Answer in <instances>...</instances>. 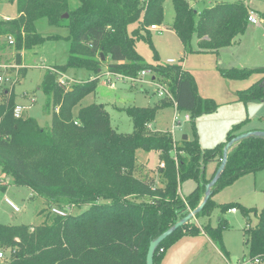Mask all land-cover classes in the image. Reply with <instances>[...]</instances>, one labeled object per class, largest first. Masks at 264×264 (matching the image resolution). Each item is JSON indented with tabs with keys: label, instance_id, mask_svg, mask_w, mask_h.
I'll return each instance as SVG.
<instances>
[{
	"label": "trees",
	"instance_id": "16d2710c",
	"mask_svg": "<svg viewBox=\"0 0 264 264\" xmlns=\"http://www.w3.org/2000/svg\"><path fill=\"white\" fill-rule=\"evenodd\" d=\"M15 3L16 16L0 17V57L9 46L13 63L20 65L23 51L47 38L35 22L46 19L54 26L66 27L69 50L64 64L54 66L95 73L77 80L68 88L60 87L56 75L46 71L39 88L45 95V111L51 112L48 127L34 117H15L13 84H0V169L16 185H25L47 204L42 223L1 224L0 264H146L150 240L194 210L202 200L205 185L221 163L226 142L238 134L247 119L232 124L225 139L212 147L201 148L194 119L212 113L217 104L200 97L188 72L179 64L160 63L152 43L151 25H161L164 0H7ZM247 0H214L197 11L190 0H171L174 16L171 29L185 52L218 53L235 42L249 24ZM264 2V0H261ZM67 14L66 17H63ZM135 26L128 30V26ZM196 38V49L192 39ZM142 40L153 51L154 63H145L135 44ZM136 76L141 70L153 72L167 84L173 100L159 98L153 105L125 108L132 118L131 132H118L110 124L103 104L90 103L73 108L94 92L99 70ZM227 79H245L259 73L260 78L245 89L237 90L236 101L246 103L264 98V67H218ZM3 69L0 67V74ZM189 114L193 137L174 141L169 131H153L150 124L158 110L172 105ZM158 153L156 169H147L137 160L136 151ZM215 163L210 176L209 163ZM163 163V167L159 164ZM264 168V137L250 136L234 143L227 152L225 166L211 188V195L195 219L208 216L214 206L220 210L215 226L201 225L192 218L173 230L156 247L153 264H160L166 249L185 235L203 231L223 255V231L229 228L222 216L238 209L257 221L243 228L244 243L251 264H264V205L257 211L238 202L216 204L212 196L247 173ZM195 186L181 195L186 180ZM5 184L0 180V189ZM87 205L82 211L64 215L51 211ZM45 213V214H44ZM4 250L3 251H1ZM258 262H254L255 259Z\"/></svg>",
	"mask_w": 264,
	"mask_h": 264
},
{
	"label": "rangeland",
	"instance_id": "374dc122",
	"mask_svg": "<svg viewBox=\"0 0 264 264\" xmlns=\"http://www.w3.org/2000/svg\"><path fill=\"white\" fill-rule=\"evenodd\" d=\"M214 0H190L194 8L199 11L203 7L212 4ZM248 6L257 13L258 23H249L246 31L236 37L235 42L218 51L207 53L200 51L185 52L183 46L171 29L174 10L171 0L163 2V23L156 30H152V43L159 56L160 63H166L168 58L174 59L177 64L183 66L195 85L196 93L200 97H209L218 105L212 114H202L194 119V125L200 147H212L225 139L227 130L232 124L246 120L241 129L252 125L260 126L264 117V103L260 100H251L246 103L236 102V92L250 86L261 76L259 73L251 74L245 79H227L223 77L218 67H264V2L261 0H247ZM77 5L76 0H71V7ZM15 3L0 0V16L15 15ZM36 29L47 38L43 43L23 51L20 66L13 64V49L9 46L2 51L0 67L3 69V81L10 86L13 84L15 104L24 106L23 114L34 117L42 127H48L51 121V112L45 111V95L39 88L42 77L49 66L64 64L68 55L69 42L65 39L68 34L66 27L54 26L47 23L46 19L40 18L35 22ZM135 24L128 26L132 29ZM192 48L196 49V38L192 39ZM136 51L142 56L145 63H154L153 51L149 45L139 40L135 44ZM105 63L99 70V83L94 92L84 96L73 108L76 114L80 106L90 103L103 104L109 113L110 124L118 132L128 133L133 129L132 118L125 110L131 105L150 106L159 97L156 86L145 84L141 88L124 78L109 76L112 83H107ZM67 78L73 81L87 79L95 76V73L85 69L68 68L64 72ZM153 75L149 72L145 78ZM250 102V103H249ZM187 113L177 111L169 105L157 111L154 120L147 125L153 131H169L177 143L183 136L188 139L193 137L192 123L185 119ZM176 116V122L173 118ZM178 121V122H177ZM240 129V130H241ZM137 160L145 163L147 169H156L159 160L154 151L138 149ZM210 168V163L207 165ZM206 168V169H207ZM0 180L5 188L0 189V223L1 224H27L37 225L43 222L42 210L47 212L45 200L36 195L25 185H16L11 176L4 175L0 169ZM195 182L191 179L184 181L180 186L181 195L189 193ZM9 200L19 208L18 211L6 202ZM214 203L223 204L238 202L246 207H253L259 211L264 205V168L253 173H247L236 179L231 184L218 190L212 196ZM221 202V203H219ZM87 205L70 206L61 208L67 213L76 214ZM45 214V213H44ZM220 216V210L214 206L208 216L192 221L198 225L209 224L215 226ZM222 216L228 221L229 228L223 231V244L227 255H221L215 249H208L191 259L190 251L197 247L195 241L198 234L185 235L169 246L166 251L171 259L167 264H243L248 260V249L244 243L243 228L247 223L254 226L257 218L250 214L246 219L238 209L225 212ZM198 242V241H197ZM4 252V250L1 249ZM221 252V251H220Z\"/></svg>",
	"mask_w": 264,
	"mask_h": 264
},
{
	"label": "built area",
	"instance_id": "2783aa9c",
	"mask_svg": "<svg viewBox=\"0 0 264 264\" xmlns=\"http://www.w3.org/2000/svg\"><path fill=\"white\" fill-rule=\"evenodd\" d=\"M247 21L249 23L252 24H257L258 23V17H257V13L255 10L253 9H249L248 10V15H247ZM158 28L157 25H151L150 29L151 30H156ZM167 64H177V62L174 59L168 58L166 60ZM49 71L52 72L53 74L56 75V82L57 84L62 87V88H68L70 86L71 83H73V79L72 78H67L63 72H61L60 70H58L57 68L53 67V66H49L48 67ZM150 71L148 70H141L136 76H126V75H122V74H118V73H111L109 71H106L104 74L107 76V83H112V80L109 78V76H114L116 78H124L127 79L135 84H138L141 88L143 87V85L145 84H153L156 86V93L157 96L159 98H169L171 100H173L172 98V94L168 89V86L166 83L159 81L158 79L155 78L154 75H151L148 78H145V76L147 74H149ZM3 81V75L0 74V84ZM0 94H1V87H0ZM24 106L20 105V104H15L14 108H13V114L15 117H20L23 113L24 110ZM174 108H175V104H174ZM186 120H189V114L187 113L185 116ZM174 122H176V116L173 118ZM178 122V121H177ZM161 167H163V163L159 164ZM6 202L13 208V210L18 211L19 208L17 206H15L12 202H10L9 200H6ZM230 211H235V208H230ZM51 211L53 213L56 214H60V215H64L65 210L61 209V208H57V207H52ZM0 257H2V252H0ZM254 262H258V259L256 258L254 260ZM252 262L247 260L245 262H243V264H251Z\"/></svg>",
	"mask_w": 264,
	"mask_h": 264
},
{
	"label": "water",
	"instance_id": "95a60500",
	"mask_svg": "<svg viewBox=\"0 0 264 264\" xmlns=\"http://www.w3.org/2000/svg\"><path fill=\"white\" fill-rule=\"evenodd\" d=\"M67 14H64L63 17H66ZM250 136H258V137H264V130H249V131H245V132H241L238 133L236 136H234L233 138H231L228 142L225 143L223 150H222V158H221V163L218 166L217 170L215 171V174L213 176V178L205 185V190H204V194L202 197V200L200 201V203L198 204V206L188 212L184 217H182L181 219H179L178 221H176L172 226H170L168 229H166L165 231H163L162 233H160L158 236H156L155 238H153L152 240H150L148 248H147V252H146V259H145V263L146 264H153V254L154 251L156 249V247L158 246V244L166 237L168 236L173 230H175L176 228H178L179 226L183 225L184 223H186L188 220H190L192 217L195 216V214L197 212H199L202 207L204 206L205 202L208 200V198L211 195V188L214 185V183L216 182V180L218 179V177L220 176L225 163H226V157H227V152L228 150L231 148V146ZM187 136L184 135L183 139H186Z\"/></svg>",
	"mask_w": 264,
	"mask_h": 264
},
{
	"label": "crops",
	"instance_id": "0c3cea01",
	"mask_svg": "<svg viewBox=\"0 0 264 264\" xmlns=\"http://www.w3.org/2000/svg\"><path fill=\"white\" fill-rule=\"evenodd\" d=\"M252 9V8H251ZM254 10V9H253ZM14 16H16V14L15 15H3V16H0V17H2V18H5V19H9V18H12V17H14ZM22 58H23V55H22ZM14 64V63H13ZM15 65V64H14ZM16 66H20V65H16ZM183 67V66H182ZM184 68V67H183ZM185 69V68H184ZM88 78H92V76H89ZM236 101V100H235ZM251 101V100H250ZM253 101H255V100H253ZM260 101H262V103H264V98L262 99V100H260ZM236 102H240V101H236ZM242 103V102H241ZM250 103V102H249ZM215 112V111H214ZM214 112H212V113H214ZM212 113H208V114H212ZM189 121V120H188ZM247 126V125H246ZM245 125H244V128L243 129H241V130H239L238 131V133H241V132H245V131H249V130H256V129H259V130H264V117H263V119H262V123H261V125L260 126H257V125H252V126H250V127H246ZM183 139V138H182ZM220 142V141H219ZM214 146V145H213ZM202 148H207V147H202ZM158 154V153H157ZM207 168V167H206ZM214 169H215V163L214 162H211L210 163V168L208 169H206V174H207V176H210L211 174H212V172L214 171ZM184 196V195H183ZM219 203H221V202H219ZM227 212H233V211H230V210H228ZM218 219H219V216H218ZM197 237L199 238L198 240H196L195 241V244H197L198 246L197 247H193V249H191V253H190V255H191V259H194V258H196V257H198L201 253H202V251H204V250H207V248L208 249H215L218 253H220L221 255H222V253L220 252V250L218 249V247L211 241V239L206 235V234H204L203 233V231H201L200 233H198V235H197ZM179 241V240H178ZM198 241V242H197ZM170 259H171V257L169 256L168 257V255H167V253H166V255L164 254V256H163V258H162V261H161V263L160 264H167L168 263V261H170Z\"/></svg>",
	"mask_w": 264,
	"mask_h": 264
}]
</instances>
